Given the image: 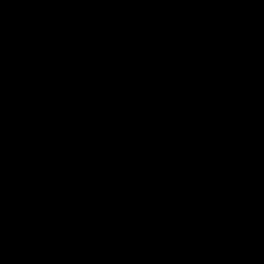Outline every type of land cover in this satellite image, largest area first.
I'll return each mask as SVG.
<instances>
[{"label":"water","instance_id":"obj_1","mask_svg":"<svg viewBox=\"0 0 264 264\" xmlns=\"http://www.w3.org/2000/svg\"><path fill=\"white\" fill-rule=\"evenodd\" d=\"M0 264H264V0H0Z\"/></svg>","mask_w":264,"mask_h":264}]
</instances>
